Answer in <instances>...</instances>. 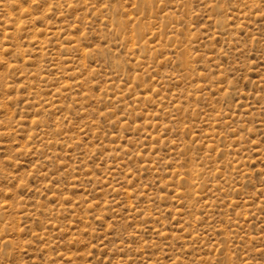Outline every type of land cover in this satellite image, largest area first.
Here are the masks:
<instances>
[{"label": "rangeland", "instance_id": "obj_1", "mask_svg": "<svg viewBox=\"0 0 264 264\" xmlns=\"http://www.w3.org/2000/svg\"><path fill=\"white\" fill-rule=\"evenodd\" d=\"M0 264H264V0H0Z\"/></svg>", "mask_w": 264, "mask_h": 264}]
</instances>
